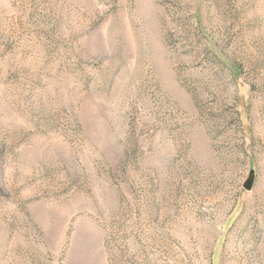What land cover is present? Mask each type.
<instances>
[{
	"label": "rangeland",
	"instance_id": "1",
	"mask_svg": "<svg viewBox=\"0 0 264 264\" xmlns=\"http://www.w3.org/2000/svg\"><path fill=\"white\" fill-rule=\"evenodd\" d=\"M0 264H264V0H0Z\"/></svg>",
	"mask_w": 264,
	"mask_h": 264
},
{
	"label": "water",
	"instance_id": "2",
	"mask_svg": "<svg viewBox=\"0 0 264 264\" xmlns=\"http://www.w3.org/2000/svg\"><path fill=\"white\" fill-rule=\"evenodd\" d=\"M253 182H254V175L253 172H250L248 178L246 179V181L243 184V188H245V190H251L252 186H253Z\"/></svg>",
	"mask_w": 264,
	"mask_h": 264
}]
</instances>
